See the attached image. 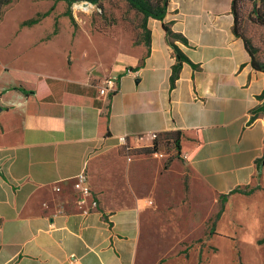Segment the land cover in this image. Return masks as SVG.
Here are the masks:
<instances>
[{"label":"crops","instance_id":"0c3cea01","mask_svg":"<svg viewBox=\"0 0 264 264\" xmlns=\"http://www.w3.org/2000/svg\"><path fill=\"white\" fill-rule=\"evenodd\" d=\"M232 2L169 0L164 21L126 0L5 6L0 264H186L211 224L253 215L264 230V73ZM107 78L119 91L102 97ZM172 131L179 158L121 152Z\"/></svg>","mask_w":264,"mask_h":264},{"label":"rangeland","instance_id":"374dc122","mask_svg":"<svg viewBox=\"0 0 264 264\" xmlns=\"http://www.w3.org/2000/svg\"><path fill=\"white\" fill-rule=\"evenodd\" d=\"M255 7L264 9V5L260 2L255 5V2L248 0L245 3L242 10L244 15L242 33L250 42L258 62L264 64V26L254 21ZM4 9L5 0H0V15ZM11 19V15L7 21L5 19L4 26L0 27L1 32L11 31ZM139 144H141L139 148L127 146L121 152L135 159L139 157L163 160L179 158L173 139L166 133L144 136L139 139ZM237 218L243 219V222L236 224L232 220V225L236 224V228L226 223L224 219L220 235H216V231L212 228L213 224H211V228L206 232L208 234L206 241L202 242L201 247L198 248L199 253L197 251L192 254L186 248L187 255L189 254L186 264H264V230L259 232L258 226L251 222L253 215L237 216Z\"/></svg>","mask_w":264,"mask_h":264},{"label":"trees","instance_id":"16d2710c","mask_svg":"<svg viewBox=\"0 0 264 264\" xmlns=\"http://www.w3.org/2000/svg\"><path fill=\"white\" fill-rule=\"evenodd\" d=\"M12 1L13 0H5V6L10 4ZM58 1H65L69 5H73L74 3L84 2V1L98 5L101 2V0H58ZM126 1L129 3L132 9L138 11L139 13H142L146 19H148L149 17H153L161 21H164L166 10H167L168 3H169V0H126ZM247 1L248 0H233L232 2V12H233V17H234V33L237 37L241 38L244 41L246 49L251 56L252 66L256 70L262 71L264 73V64L258 62L252 50L250 42L244 37L242 33V27L244 24V15L242 13V10ZM249 1L255 2V5L258 2L264 5V0H249ZM254 14H255L254 21L257 24L264 26V9H262L261 7L260 8L255 7ZM1 16L2 14L0 15V19H1ZM143 27L146 30V35H145L146 40L147 42H149V32L147 31L146 26H143ZM163 28L169 37H174L173 32L171 31L170 27L167 24L164 23ZM177 58H178V63L173 68V75H172L173 82L178 77L182 62L187 61V59L183 57L179 52H177ZM13 75L16 78H18L21 81V83H23L22 81L24 79L28 78V76L24 74H20V73H13ZM21 86H22L23 91H25V93H29V92H26L28 88H26L24 83ZM261 109L264 111V106ZM164 133L171 136V139H173L176 149L179 152L181 132L172 131V132H164Z\"/></svg>","mask_w":264,"mask_h":264},{"label":"built area","instance_id":"2783aa9c","mask_svg":"<svg viewBox=\"0 0 264 264\" xmlns=\"http://www.w3.org/2000/svg\"><path fill=\"white\" fill-rule=\"evenodd\" d=\"M119 87H120L119 78H107L103 80L98 87L99 95L102 97H106V96H109L110 94L117 93L119 91ZM120 143L123 145H127L125 138H121ZM80 179H81V183L83 184V187H82L83 195L85 197L89 196L91 194V191L87 183L86 175L83 174ZM81 202L83 203L84 199L81 200ZM93 204L94 206L97 205L96 202H94Z\"/></svg>","mask_w":264,"mask_h":264},{"label":"water","instance_id":"95a60500","mask_svg":"<svg viewBox=\"0 0 264 264\" xmlns=\"http://www.w3.org/2000/svg\"><path fill=\"white\" fill-rule=\"evenodd\" d=\"M84 2H86V1H84Z\"/></svg>","mask_w":264,"mask_h":264}]
</instances>
